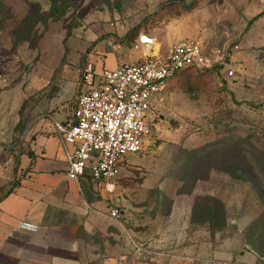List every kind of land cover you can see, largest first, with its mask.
<instances>
[{
	"label": "rangeland",
	"instance_id": "rangeland-1",
	"mask_svg": "<svg viewBox=\"0 0 264 264\" xmlns=\"http://www.w3.org/2000/svg\"><path fill=\"white\" fill-rule=\"evenodd\" d=\"M138 37L152 45L140 48ZM187 41L218 68L176 77L151 102L148 136L110 193L119 201L126 192L127 206H113L126 230L159 215L187 224L209 256L264 264V0H0L2 191L14 182L23 130L70 118L87 65L110 71ZM109 222L114 245L122 229Z\"/></svg>",
	"mask_w": 264,
	"mask_h": 264
},
{
	"label": "crops",
	"instance_id": "crops-1",
	"mask_svg": "<svg viewBox=\"0 0 264 264\" xmlns=\"http://www.w3.org/2000/svg\"><path fill=\"white\" fill-rule=\"evenodd\" d=\"M66 119H36L21 134L24 143L13 152L17 157L11 164L14 182L4 192L0 187V264H251L230 255H207L205 245L187 234V224L173 225L166 217L156 215L142 231L122 226L124 211L110 219L114 202L127 206L128 201L123 190L117 201L87 176L68 175L55 133V125ZM7 157L11 160V153ZM5 165L0 163V181ZM21 221L35 225L36 233L15 232ZM109 221H119L122 229L114 245L107 241ZM124 233L135 239L128 243ZM144 235L151 237L140 241Z\"/></svg>",
	"mask_w": 264,
	"mask_h": 264
},
{
	"label": "built area",
	"instance_id": "built-area-1",
	"mask_svg": "<svg viewBox=\"0 0 264 264\" xmlns=\"http://www.w3.org/2000/svg\"><path fill=\"white\" fill-rule=\"evenodd\" d=\"M148 42L138 37L140 48ZM191 68H211L201 46L193 41L176 44L164 56L144 54L138 63L110 71L98 72L87 65L80 80L84 91L77 94L70 118L55 125L68 175L87 176L111 193L124 157L139 153L148 136L146 117L153 109L151 102L163 93L170 79ZM224 71L225 79H231L233 71L226 65ZM118 215L117 209H109L110 219L116 220ZM14 229L26 234L37 231L35 225L24 221Z\"/></svg>",
	"mask_w": 264,
	"mask_h": 264
},
{
	"label": "trees",
	"instance_id": "trees-1",
	"mask_svg": "<svg viewBox=\"0 0 264 264\" xmlns=\"http://www.w3.org/2000/svg\"><path fill=\"white\" fill-rule=\"evenodd\" d=\"M30 6H31V4H28V7H30ZM49 12H50V16L54 15V12H55L54 6H50ZM215 68L217 69L218 66H214V67H212V68H210L208 70H196V69H192V68L191 69H187V70H184V71L180 72L179 74H177L175 77L170 79L168 82H170L171 80L175 79L176 77H178V76H180L182 74L184 76L185 75L190 76L191 74H196L197 76H200V75L205 74V73H207V72H209V71H211L212 69H215ZM168 82H167V84H168ZM167 84H166V86H167Z\"/></svg>",
	"mask_w": 264,
	"mask_h": 264
}]
</instances>
